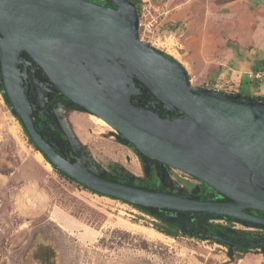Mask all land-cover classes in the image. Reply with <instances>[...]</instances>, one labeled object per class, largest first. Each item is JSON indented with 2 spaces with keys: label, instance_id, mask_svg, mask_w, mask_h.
<instances>
[{
  "label": "water",
  "instance_id": "95a60500",
  "mask_svg": "<svg viewBox=\"0 0 264 264\" xmlns=\"http://www.w3.org/2000/svg\"><path fill=\"white\" fill-rule=\"evenodd\" d=\"M109 1L114 7L90 0H0V81L32 143L48 163L95 192L141 207L264 226V216L245 210L264 213V101L191 86L184 67L139 40L135 4ZM22 52L69 101L106 121L146 156L199 179L223 199L124 183L61 155L35 125ZM128 70L157 102L182 117L171 120L135 105L131 96L138 88Z\"/></svg>",
  "mask_w": 264,
  "mask_h": 264
},
{
  "label": "rangeland",
  "instance_id": "374dc122",
  "mask_svg": "<svg viewBox=\"0 0 264 264\" xmlns=\"http://www.w3.org/2000/svg\"><path fill=\"white\" fill-rule=\"evenodd\" d=\"M153 1L165 4L168 12L155 31L156 43L149 45L183 65L191 86L235 99L264 101V40L246 37L247 31L257 28L255 24L247 29L232 23L239 15L224 5L232 0ZM253 1L264 10V0ZM228 40L237 44L235 51L227 46ZM33 63L22 57L24 74ZM256 71L263 72L261 78L249 79ZM128 74L134 80L129 70ZM36 76L43 81L42 90L54 89L42 74ZM136 97L132 95L131 101L144 108ZM58 104L74 120L79 143L70 141L54 105L82 166L108 176L113 168L142 179L155 173L167 191L198 198L183 182L187 180L180 170L130 148L95 115L65 100ZM161 110L170 117L176 109L162 105ZM198 180L193 177L188 182L203 186ZM200 191L204 196L200 199L217 196L205 188ZM156 225L162 224L130 203L93 193L58 174L29 142L0 89V264H264L263 248L229 250L181 232L166 235ZM234 229L264 234L254 225L237 224Z\"/></svg>",
  "mask_w": 264,
  "mask_h": 264
},
{
  "label": "trees",
  "instance_id": "16d2710c",
  "mask_svg": "<svg viewBox=\"0 0 264 264\" xmlns=\"http://www.w3.org/2000/svg\"><path fill=\"white\" fill-rule=\"evenodd\" d=\"M99 3L104 4V0H95ZM132 1L136 9L139 7L140 0H130ZM227 46L231 47L234 51L236 50L237 44H232L229 40L227 41ZM156 49V48H155ZM158 50V49H156ZM161 52L164 56L167 58L177 62L180 64L175 58H173L171 55H168L167 53L158 50ZM23 59L29 60L33 62L24 52H22ZM181 65V64H180ZM183 67V65H181ZM42 74L44 77L45 83H48L50 86H52L54 89L52 90H45L48 88H45L42 90L41 86V79L38 80V77L36 76V73ZM187 78L189 80L188 74ZM1 80V79H0ZM23 83L26 86V95L27 100L29 101L30 107L34 110L36 113V117L34 118L35 125L37 129L43 134V136L57 149V151L66 157L69 160L75 159V154L71 148L69 139L67 138V135L65 131L63 130L59 119L55 113L54 105L62 100L67 101L69 104L73 105V107H79L83 109L82 107L72 103L69 101L62 93H60L56 87L48 80V78L45 76L43 71L39 68V66L36 63H33V65H30L28 70L25 72L23 78ZM135 87L138 88L140 91H138L139 95L136 97L138 100L142 102V104H145V98L149 99L150 97L154 98L151 94H148L147 96V89H145L139 82L135 83ZM0 89L4 95V98L7 103H9V100L3 90L1 81H0ZM42 90V91H41ZM45 93V97L41 96V93ZM146 94V95H145ZM147 96V97H146ZM145 107V105H142ZM86 111L85 109H83ZM88 112V111H86ZM89 113V112H88ZM170 119L171 120H178L182 117L181 114L178 113L177 110L173 112H169ZM161 117H164L166 115V112L164 114H159ZM41 116V118H40ZM18 119V118H17ZM43 120V121H42ZM19 121V119H18ZM20 123V121H19ZM21 125V123H20ZM22 126V125H21ZM23 128V127H22ZM24 133L26 134L29 142L33 145V147L36 148V146L32 143L31 139L28 137L25 129L23 128ZM126 145H128L130 148H134L131 146L127 141H124ZM57 145V146H55ZM47 161V159H45ZM48 162V161H47ZM51 165V164H50ZM52 168L61 176H64L65 178L69 179L70 181H74L71 177L65 175L60 170L55 168L53 165H51ZM154 171V170H152ZM111 175L102 174L104 176L111 177L113 179H117L119 181H122L124 183L140 186V187H146L151 189H160V190H169V188L166 187V185L162 184L160 182L159 178L155 175V173H152L149 175L148 179H142L129 171H126L124 169H110ZM114 173V175H112ZM199 181V180H198ZM186 182L188 187L191 189L190 191L194 193H198V198H204L202 195V192L200 190L208 189L211 192H214L213 189L208 187L206 184H203V186L195 185L193 183H190L188 181ZM166 184V183H165ZM81 185V184H80ZM83 186V185H82ZM85 189L96 193L98 195H104L99 192H95L85 186H83ZM220 195V194H219ZM108 196V195H104ZM110 198L117 199L113 196H108ZM222 197L223 196H219ZM218 198V197H216ZM125 202V201H123ZM129 203V202H127ZM132 206L137 208L138 210L151 215L155 219H157L160 224V226H157V229L165 233L166 235L175 236L177 232H181L185 235H188L190 237H198L202 239H209L213 242L226 245L229 250H240L242 252H246L248 249L251 248H263L264 249V234L253 232L249 230H243V229H234L231 228L230 225H225L219 222L213 221L214 219H220L225 218L228 222L236 219H231L227 217H221L218 215H210L205 213H187V212H174V211H168L165 209H158L154 207H141L139 205H135L130 203ZM240 222L241 224H244L246 226L254 225L258 228L264 229V226L258 225L255 223L248 222L246 220H236ZM162 226H165L166 228H163ZM231 242H235V244H230Z\"/></svg>",
  "mask_w": 264,
  "mask_h": 264
},
{
  "label": "built area",
  "instance_id": "2783aa9c",
  "mask_svg": "<svg viewBox=\"0 0 264 264\" xmlns=\"http://www.w3.org/2000/svg\"><path fill=\"white\" fill-rule=\"evenodd\" d=\"M137 11V34L138 38L142 42H146L148 44L153 43L155 44V31L159 28L160 24L163 20H165L167 15V8L165 4H158L154 3L153 0H140L139 7L136 9ZM260 71H256L255 73H251L249 75V79L255 78L259 79L261 78ZM183 174L184 179L189 181L190 179H193V177L190 174H187L185 172L180 171ZM181 175V174H180ZM182 176V175H181ZM183 180V179H181ZM213 221L219 222L225 225H230L232 228H236L237 224L242 225L240 222L236 220H232L230 222L227 221L225 218L220 219H214ZM249 227V226H246Z\"/></svg>",
  "mask_w": 264,
  "mask_h": 264
},
{
  "label": "crops",
  "instance_id": "0c3cea01",
  "mask_svg": "<svg viewBox=\"0 0 264 264\" xmlns=\"http://www.w3.org/2000/svg\"><path fill=\"white\" fill-rule=\"evenodd\" d=\"M226 6H232L229 8L230 13L239 15L236 21L232 23H240L243 28H251L253 24L256 25L257 28L252 31H247L246 37L252 36V38H259L264 40V10L260 9V4L253 0H232L224 4ZM264 9V8H263ZM241 16L245 17L244 20H241ZM254 35V36H253ZM244 38H240V40H244ZM257 40L259 44H261L260 40ZM242 44H245L241 42ZM262 45V44H261ZM264 45V44H263ZM56 106V104H55Z\"/></svg>",
  "mask_w": 264,
  "mask_h": 264
},
{
  "label": "bare ground",
  "instance_id": "6f19581e",
  "mask_svg": "<svg viewBox=\"0 0 264 264\" xmlns=\"http://www.w3.org/2000/svg\"><path fill=\"white\" fill-rule=\"evenodd\" d=\"M55 109L57 111L58 116L61 119V122L63 124L64 129L66 130V132L70 138V141L72 143L73 142L79 143L80 138L76 135V132L74 130V125L72 123V122H74V120L71 118L69 112L65 111L63 109V107L61 105H59L58 103L56 104ZM93 117L99 122L100 125L111 128V126L106 121H104L103 119H101L97 116H93Z\"/></svg>",
  "mask_w": 264,
  "mask_h": 264
},
{
  "label": "flooded vegetation",
  "instance_id": "af4514ba",
  "mask_svg": "<svg viewBox=\"0 0 264 264\" xmlns=\"http://www.w3.org/2000/svg\"><path fill=\"white\" fill-rule=\"evenodd\" d=\"M90 1H93V2H96V3H99V2H97V1H95V0H90ZM99 4H102V3H99ZM102 5H107V6H113V4L109 1V0H104V4H102ZM114 7V6H113ZM102 74V73H101ZM96 76V75H95ZM96 78H97V76H96ZM103 80H106V78L104 79L103 77H101V79L99 80L100 82L101 81H103ZM133 81V83L135 84V83H137V81L136 80H132ZM148 94L149 93H147V96H148ZM137 95H139V93L137 94ZM136 95V96H137ZM146 95V94H145ZM146 96V97H147ZM138 97V96H137ZM145 101H146V103H145V107L144 108H149V109H151V110H153V111H155L156 113H159V114H164L165 112H163V110H161V108H162V104L161 103H159V102H157L154 98H152V97H150L149 99H146L145 98ZM35 117H36V115H35ZM34 117V118H35ZM40 118H41V116H40ZM43 121V120H42ZM215 192V191H214ZM216 193V192H215ZM217 194V196L216 197H218V198H211V199H223L222 197H219L220 195L218 194V193H216ZM208 199H210V198H208ZM247 212H250V213H252V214H256V215H259V216H264V213H262V212H260V211H258V210H256V209H251V208H248V209H245ZM260 230H264V229H262V228H259ZM264 245V244H263Z\"/></svg>",
  "mask_w": 264,
  "mask_h": 264
}]
</instances>
